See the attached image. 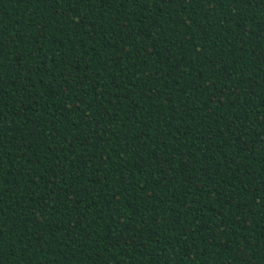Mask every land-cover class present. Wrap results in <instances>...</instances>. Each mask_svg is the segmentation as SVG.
Listing matches in <instances>:
<instances>
[{
	"label": "trees",
	"instance_id": "16d2710c",
	"mask_svg": "<svg viewBox=\"0 0 264 264\" xmlns=\"http://www.w3.org/2000/svg\"><path fill=\"white\" fill-rule=\"evenodd\" d=\"M0 264H264V0H0Z\"/></svg>",
	"mask_w": 264,
	"mask_h": 264
}]
</instances>
